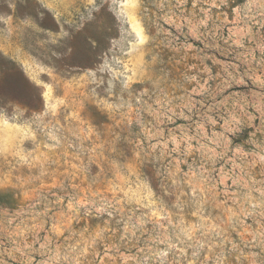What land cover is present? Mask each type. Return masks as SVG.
Masks as SVG:
<instances>
[{"label":"rangeland","instance_id":"1","mask_svg":"<svg viewBox=\"0 0 264 264\" xmlns=\"http://www.w3.org/2000/svg\"><path fill=\"white\" fill-rule=\"evenodd\" d=\"M0 264H264V0H0Z\"/></svg>","mask_w":264,"mask_h":264}]
</instances>
